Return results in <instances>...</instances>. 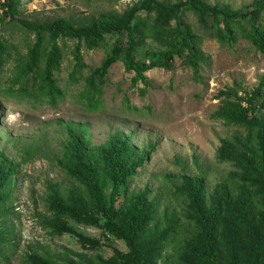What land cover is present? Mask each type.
I'll list each match as a JSON object with an SVG mask.
<instances>
[{
    "label": "rangeland",
    "instance_id": "374dc122",
    "mask_svg": "<svg viewBox=\"0 0 264 264\" xmlns=\"http://www.w3.org/2000/svg\"><path fill=\"white\" fill-rule=\"evenodd\" d=\"M146 1L150 0H20L19 18L37 22L65 18L75 25L100 29L116 24ZM154 1L175 4L181 0ZM201 2L233 12L264 4V0ZM3 4L0 0V16ZM186 18L204 36L201 51L210 59L199 78L183 59L175 57L172 68L147 73L150 87L143 95L145 86L132 84L134 74L121 61L109 71L102 108L97 111L80 102L79 96L85 90V78L111 53L113 39L97 49L84 47L88 69L77 83L70 78L76 43L62 42L63 61L56 78L67 97L57 107L47 103L34 107L4 94L11 85L8 80L14 59L26 54L29 44L11 22L0 28L13 55L0 72V158L16 172L11 201L6 208L0 207L8 212L7 239L12 244L4 247L3 264H130L135 252L150 257L149 264H204L205 253L213 264L249 262L252 234L264 241L260 143L264 113H256L257 126L229 124L222 115L223 93L233 91L247 97L262 86L264 55L245 37L238 38L234 46L211 39L195 15L187 13ZM162 49L159 43L147 40L137 56L146 60L148 53ZM120 142L123 150L118 147ZM112 147L136 170L115 204L111 200L108 204L114 217L111 227L116 233L142 236V241L129 242L111 234L107 220L91 207L80 181L86 174L84 162L103 158ZM77 151L82 155L75 161L81 165L73 162ZM112 187L108 181V198ZM52 189L65 209L74 210L72 200L81 197L93 223L64 218L59 222L64 233L58 234ZM139 196L149 204L140 217L146 216L149 224L135 233L133 200ZM210 220L215 221L212 249L203 243ZM165 234L168 240L150 256L146 242Z\"/></svg>",
    "mask_w": 264,
    "mask_h": 264
},
{
    "label": "trees",
    "instance_id": "16d2710c",
    "mask_svg": "<svg viewBox=\"0 0 264 264\" xmlns=\"http://www.w3.org/2000/svg\"><path fill=\"white\" fill-rule=\"evenodd\" d=\"M3 1L4 11L0 16V28L5 23L11 22L23 32L24 40L29 44L27 53L14 59L8 80L11 85L7 87L4 94L19 97L23 101L32 103L34 107L36 103H47L57 107L67 97L66 91L59 86L56 78L63 61L62 42L64 41L76 43L73 51V72L70 77L74 83L79 82L83 72L88 69L83 55L84 47L97 49L109 38L114 41L111 53L101 66L93 69L85 78V90L79 99L90 110L97 111L102 108L101 96L109 71L121 61H124L126 71L134 74L132 84L145 86L141 89L143 95H146L150 87L147 73L154 68H172L175 57L183 59L186 65L194 70L195 77L199 78L203 67L208 66L210 59L201 51L204 36L195 32L188 23L187 13L197 17L201 28L208 33L209 38L234 46L238 38L245 37L258 52L264 55V4L244 12H233L220 7H208L201 0H181L175 4L150 0L133 7L116 24L96 29L89 24L75 25L65 18L51 22L21 19L19 18L20 0ZM143 13H145L144 17L141 16ZM30 39H32L31 43L28 42ZM147 40L159 43L163 49L148 53L147 59L142 60L137 56V51ZM122 54L125 58H122ZM12 60L13 55L9 45L0 34V72H3L2 70ZM223 95L226 96V104L222 108V115L229 124L257 126L256 113H264V82L247 97H239L233 91L224 92ZM260 143L261 161L264 166V128ZM118 147L123 150L122 142L118 144ZM80 155H82L81 152L77 151L72 157L74 164L77 163L75 158H79ZM84 164L86 174L80 181L87 190L91 207L107 220L108 231L129 242L142 241V236H128L114 232L111 227L114 217L108 207L110 200L115 204L122 187L134 176L136 168L124 160L122 152H118L116 147H112L103 158L87 159ZM77 165L81 164L77 163ZM15 173V168L0 158V207L6 208L11 201ZM108 181L113 183L110 198L107 193ZM50 193L58 221L55 227L58 234L64 233L59 225L64 218H71L86 225L93 223L88 218L87 205L81 197L77 196L72 200L74 210L65 209L64 201L58 192L52 189ZM133 204L131 224L134 225V232L139 233L149 224L146 216L140 218L146 207L149 208V204L144 196L135 198ZM196 204L199 205V202L196 201ZM2 209H0V225L3 227L0 231V264H3L7 256L4 247L12 245L8 244L7 239L9 234L5 218L8 212L7 209ZM214 228L215 221L210 220L204 229L203 243L209 249L213 248ZM167 237L168 234H165L152 242H146L150 256L168 240ZM251 237L253 256L247 264H264V241L259 240L254 234ZM132 242L131 246L134 248ZM149 261L150 257L143 258L140 252L133 253L128 260L130 264H149ZM204 264H213L212 258L207 253H205Z\"/></svg>",
    "mask_w": 264,
    "mask_h": 264
}]
</instances>
